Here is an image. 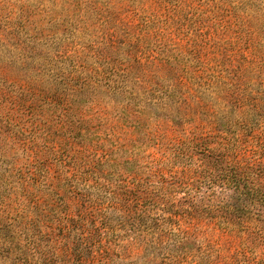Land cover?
Returning a JSON list of instances; mask_svg holds the SVG:
<instances>
[{"label": "rangeland", "instance_id": "rangeland-1", "mask_svg": "<svg viewBox=\"0 0 264 264\" xmlns=\"http://www.w3.org/2000/svg\"><path fill=\"white\" fill-rule=\"evenodd\" d=\"M232 164L264 174V0H0L2 214L35 177L194 199L217 239Z\"/></svg>", "mask_w": 264, "mask_h": 264}, {"label": "trees", "instance_id": "trees-1", "mask_svg": "<svg viewBox=\"0 0 264 264\" xmlns=\"http://www.w3.org/2000/svg\"><path fill=\"white\" fill-rule=\"evenodd\" d=\"M227 181L234 195L213 239L194 199L134 195L106 209L79 196L56 200L58 188L46 184L51 197L41 201L34 177L33 191L22 184L25 209L0 211V264H264V174L232 164Z\"/></svg>", "mask_w": 264, "mask_h": 264}]
</instances>
